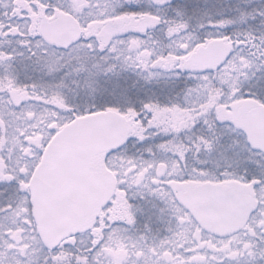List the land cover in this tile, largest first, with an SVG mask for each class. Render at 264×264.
Returning a JSON list of instances; mask_svg holds the SVG:
<instances>
[{
	"label": "snow or ice",
	"instance_id": "snow-or-ice-1",
	"mask_svg": "<svg viewBox=\"0 0 264 264\" xmlns=\"http://www.w3.org/2000/svg\"><path fill=\"white\" fill-rule=\"evenodd\" d=\"M0 264H264V0H0Z\"/></svg>",
	"mask_w": 264,
	"mask_h": 264
}]
</instances>
